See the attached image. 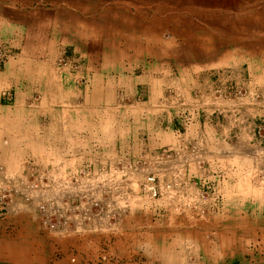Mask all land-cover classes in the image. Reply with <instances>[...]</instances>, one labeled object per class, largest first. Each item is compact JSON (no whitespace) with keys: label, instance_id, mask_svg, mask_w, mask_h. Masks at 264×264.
I'll use <instances>...</instances> for the list:
<instances>
[{"label":"crops","instance_id":"obj_1","mask_svg":"<svg viewBox=\"0 0 264 264\" xmlns=\"http://www.w3.org/2000/svg\"><path fill=\"white\" fill-rule=\"evenodd\" d=\"M105 3L0 0V46L7 50L0 93L12 95L10 104L0 100V167L16 172L34 160L70 168L198 144L204 163L224 181L207 179L191 164L185 176L202 175L218 188V211L202 219L167 212L154 219V210L135 209L116 230L123 252L135 251L145 264H223L243 255L247 242L264 249L247 123L259 119L264 101L232 104L213 93L234 83L264 94L258 23L264 14L213 16L201 13L207 3L197 1L190 4L199 12L179 17L178 7L165 10L155 0ZM61 58L73 67L58 68ZM19 243L9 244L20 250ZM24 249L21 256L13 248L5 253L13 264H35Z\"/></svg>","mask_w":264,"mask_h":264},{"label":"built area","instance_id":"obj_2","mask_svg":"<svg viewBox=\"0 0 264 264\" xmlns=\"http://www.w3.org/2000/svg\"><path fill=\"white\" fill-rule=\"evenodd\" d=\"M6 51L0 46V63L6 59ZM57 63L58 68L73 67L63 58ZM224 92L216 89L214 98L232 104L241 103L244 98L264 101V94L250 95L241 84L227 83ZM11 99L7 90L0 93L2 102L10 104ZM263 113L258 120L248 118L247 123L249 144H255L250 176L260 190L264 212ZM201 154L200 145L189 143L180 144L174 151L153 150L135 158L121 155L70 168L63 161L40 165L34 160L23 162L16 172L0 167V221L21 212H33L42 230L54 237H67L114 234L123 217L135 209L154 210V219L160 214L180 212L202 219L208 212H217L220 206L218 188L207 179L212 176L220 183L224 175L206 165ZM189 164L207 179L201 175L200 181L187 180Z\"/></svg>","mask_w":264,"mask_h":264},{"label":"rangeland","instance_id":"obj_3","mask_svg":"<svg viewBox=\"0 0 264 264\" xmlns=\"http://www.w3.org/2000/svg\"><path fill=\"white\" fill-rule=\"evenodd\" d=\"M155 1L162 4L161 7L165 10L169 6L178 7L175 10L178 11L179 17H183L189 12H191V14L193 12L195 13V11L199 12L197 8V10H194L190 4L197 1L207 3L205 7L200 6L201 13H205L204 10H206V12L212 13L213 16L217 12L223 13L229 17L236 16L237 14L249 13L253 14L256 19V14H264V0ZM103 2L106 6V0H99L100 7ZM163 12L165 13L166 11ZM260 18L262 17L260 16ZM258 23L264 24V15ZM261 32L262 31H259L260 34ZM164 38H166L165 35ZM181 214L188 216L183 212L179 213V215ZM262 216L264 217V212ZM36 231L37 233H35ZM122 235V233L111 234L102 232L92 234L84 233L77 236L54 237L41 229L37 219L31 212H21L0 221V252L4 254V262L1 264H13V262L9 260V255L5 253L8 248H13L15 253H19L20 256V250L27 248V250L24 249L22 253L24 254L30 251L31 254H34V259L37 260L35 264H145L143 258L137 259L139 255H137L135 251L128 249L127 252H123L122 245H125V239ZM15 241L20 242L19 246L22 247V249L19 250L18 248L16 249L10 246L9 243L11 242V244H14ZM255 241L247 242V244L244 245L243 255L239 254L234 256V258L227 257L228 261L226 260L223 264H233L234 261H240L239 264H264V249L261 243L259 244ZM22 243L27 244V246L25 247ZM1 256L2 255H0V259H2ZM23 257H26V261H28L29 258L31 259V255H25ZM20 261L23 260L20 259Z\"/></svg>","mask_w":264,"mask_h":264}]
</instances>
